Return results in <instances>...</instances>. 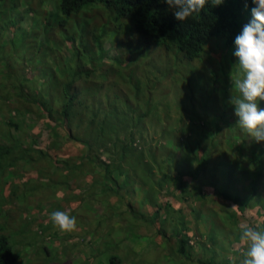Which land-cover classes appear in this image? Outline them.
<instances>
[{"label": "rangeland", "instance_id": "1", "mask_svg": "<svg viewBox=\"0 0 264 264\" xmlns=\"http://www.w3.org/2000/svg\"><path fill=\"white\" fill-rule=\"evenodd\" d=\"M30 2L31 0H0V59L14 58L15 56L23 59L42 54L47 48L42 46L41 39L44 40L45 37H49L51 40L60 38L57 30L60 25L58 22L64 21L66 29L75 28L77 21L74 16H63L56 9L49 12L50 15L46 17L47 24H43V27H47V29L53 28V32L45 31L41 26L34 25L37 22L36 16L42 19L41 14L34 12L26 14L27 11L11 10L15 4L20 6V9H25L26 4H30ZM39 2L46 3L44 16L48 10H54L55 8L54 0H39ZM95 14H97L96 11H93L88 16H93L96 20H91V22L94 21L96 25L101 24L99 30H102L103 24L98 21ZM78 21L79 23L83 22L81 17ZM74 30L76 37L80 40L79 31L81 29ZM108 35L105 43L101 45V50L95 48L94 54L89 56L90 63L94 64V69L103 78L107 79V81L103 78L99 79V83L105 86L109 83L106 91L112 93L118 91L124 94L125 81L134 91V81L139 79L141 80L140 87L145 89L148 94L151 93L153 89L158 87L159 82V79L157 81L152 80L151 69L159 65L160 61L150 59V65L148 66L150 70L145 71L138 68V62L131 64L130 67L118 68L116 67V61H111L112 66L110 67L114 69V74L110 76V67L104 68L102 63H105L106 59L112 57L117 51L118 37L115 36L114 44H112ZM65 43L66 41L61 39L57 42V45L62 48ZM50 52L49 56H52ZM62 52L65 55L68 54L65 48L62 49ZM74 52L82 53L78 47ZM34 53L37 54L33 55ZM154 56H156L155 53L151 57ZM91 57L95 58L94 63ZM141 57H136L133 62L141 59ZM148 58L149 56L145 57V59ZM6 63V61H3V64ZM27 63L29 64L27 67L22 65V70L26 71L27 78L31 79L36 75L35 72L39 71L41 73L42 70L47 69V77L42 79L40 83L51 85L59 80L62 84L65 82L63 78L53 79L58 74V69L64 66L57 59L43 58V60H40L37 58ZM194 64L198 63L194 62ZM142 65L144 66L145 62ZM49 74L50 76H48ZM183 74L184 71L181 72V75L176 72L175 78L170 77L168 81L162 84L163 87H167L164 91L158 92V97L163 104L151 102L147 105V112L150 115L148 121L152 127L154 123L165 124L168 120L164 127V134L156 135L153 128L149 131L146 127L147 122H144V127L141 126L143 139L136 137L138 152H144V156H148L150 151L154 152L155 160L151 165L125 167L124 179L117 180L118 186H120L119 188L116 186L117 192H112L101 183L95 184L101 182V180L107 181L109 179L108 177L102 178L103 169L101 168L97 179H91L93 188L90 186V180L87 182L86 178L79 176L75 170L67 169L66 167L74 165V162L64 160L62 155L64 153L69 154L74 149L73 144L68 145L72 140L64 139L66 142L64 141L63 145L68 146L61 149L60 153H58L59 148L46 149L47 142L43 141L44 137L41 139L35 138V141H32L33 134L26 133L35 121L34 112L29 107L26 108V112L24 108H16L12 99L6 100L8 103L0 99V108H4L2 111L0 110V238H6L8 246L18 255L17 264H96V261L94 263L91 260H84L83 253H78L79 249L83 250L85 248H94V253H97L99 257H103L99 259L98 264H132V261L134 264H176L175 262L179 257L175 253L173 254L172 245L169 246L168 238L177 233L175 239L178 243H182L181 239H186V237L195 238L198 242V235L201 234L203 226H200L199 232H188L189 236L183 232L184 228L190 230L196 228L189 223L190 219L195 225L197 223V221H194L195 219L207 223L203 219L215 218L217 220L210 228L212 233H218V235L225 233L219 223L223 219L218 209V207L221 208L222 202L216 196L213 203L214 197L210 189H205L204 192L207 193V197L203 203L198 200V192L186 194L184 196L185 200L181 198L179 193L174 195L169 203H167V199H164L165 194L171 192V190H166V184L162 181L169 182L173 180L169 178L184 180L187 175L180 173L178 170L172 172L170 167L192 169L193 165L187 159L194 160L196 158L195 150H190L191 157L183 150L171 151L167 155L173 156V154H176L178 155L177 160L172 165L165 163L166 157H168L165 154L170 150L165 145H170L172 142L181 139L186 129L183 117L189 122L197 121L196 127L198 130L207 129L210 121H213L216 124L218 136L223 138L221 142L227 146V149L228 143H233L230 139L224 138V136H229L226 134L229 129H226L223 134L221 133V127L226 118L222 116V107L215 104L214 101V97L219 94L221 87H214L209 93L206 91V85L201 86L198 80L200 86H190L187 81L184 82ZM117 83L118 89L114 87ZM199 87L201 89L197 90ZM35 89V86L30 85V91L33 92ZM205 92L208 94L206 95ZM202 96L210 99L209 103L207 102L208 104L205 103L206 105H204L214 107L215 114L199 119L203 114L200 113L201 108L195 106L198 105ZM168 101H171V103H168ZM13 107L16 110H13ZM17 109L22 110L20 114H17ZM171 113L177 114L183 121L174 122L179 117H170ZM230 119H233V117H230ZM8 121L9 123H7ZM11 123L19 127V131L10 127L9 124ZM171 134L174 135L169 140ZM51 138L50 134L49 139ZM57 140H59V136ZM182 144L183 148L187 145L185 142ZM189 144L191 147V142ZM212 147L214 148V146ZM227 149L217 147L213 153L206 150L201 157L204 160L208 159L207 161L210 162H216V157H218L220 161L227 156ZM231 149L235 151L236 148L232 147ZM121 158L123 159V157ZM102 160L108 162L106 156H103ZM250 171L258 177V173L254 169H250ZM121 172L120 170L115 171L113 168L110 177L115 180L116 177H120ZM87 173H90V170ZM151 173L153 176H151L150 181L146 179L148 185H145L144 177ZM187 176L190 179V175ZM198 178L191 183L192 190L205 182L206 174H200ZM257 183H259V189L264 188V176H261ZM150 184L151 189L154 190V192L151 191V197ZM216 185L219 186L218 181ZM175 192L180 191L174 189L171 193L175 194ZM246 192L245 197L247 196ZM175 197H178L179 201ZM150 198L151 208H148L149 204H146V202ZM141 202H145V206L151 213L147 211V214L139 217L135 208ZM117 204H122L130 209L124 212L125 220L131 228H128L126 232L121 228L120 220L114 216ZM257 206L259 207L258 212L263 213L264 206L261 203H258ZM209 208L215 209L217 216L214 211H209ZM56 210L68 212L76 217L77 228L74 232L62 233L53 227L49 215ZM195 211L199 214L198 217L195 216ZM142 212L145 213L144 210ZM202 214L204 215L200 216ZM246 215H248L247 212ZM137 219L145 220L149 226L141 224V228L137 227ZM236 220L232 224L234 229H237L235 226ZM173 222L176 224L174 225ZM262 223L263 226L260 230L264 231V219H262ZM206 231H209V228H206ZM72 239H74V243L63 246L66 241H73ZM178 243L174 249L178 248ZM195 253L200 255L197 250L190 251L189 255ZM231 257L232 254L230 253L229 258ZM239 259L235 257L234 261H239ZM183 264L195 263L185 261Z\"/></svg>", "mask_w": 264, "mask_h": 264}, {"label": "trees", "instance_id": "2", "mask_svg": "<svg viewBox=\"0 0 264 264\" xmlns=\"http://www.w3.org/2000/svg\"><path fill=\"white\" fill-rule=\"evenodd\" d=\"M54 1L56 11L59 10L63 16H74L75 19L82 18L84 23L78 24V27L81 28L80 34L86 33L94 45L88 47L86 50H90L89 56L94 54L95 48L101 50L104 35L109 31L108 37L112 44H114L115 36L118 37V53L117 56L113 57V60L123 66V68L129 64H133V60L136 57L148 56L150 53L148 46L157 44L164 47L166 52L171 54L166 57L167 59L175 63V66L177 64L181 66L182 71H184V76L189 77L187 82L190 86L206 85V91L211 93L215 85L227 84L229 69L227 67L228 64L227 66L224 64L226 63L227 53H229V46L236 36L234 32L238 27V17L242 0H225L222 5L215 7L211 5L209 0V4L205 6L201 14L195 15L194 18L185 23L177 21L172 12L168 10L167 4L159 3L158 0ZM45 4L39 2V0H31L30 4H28L29 7L26 10V14L34 12L42 14L43 17ZM12 9L21 11L20 6L16 4L12 6ZM93 11H96L97 14L95 16L103 24L102 30H99L101 24L93 26L94 23L91 20L95 18L93 16L89 18L88 16V12ZM47 15H50L49 12L45 14L43 20L37 18V22L34 25L43 27V24H47ZM64 23V21L58 22L60 27H62V30L59 32L60 38L56 41H51L49 37H45L44 40L41 39L42 46L47 48L46 51L40 55L23 58L18 70H10L3 66V62H0V67L3 68V71L0 73V99L5 102H7L6 100L12 99L16 108H24L26 112V108L29 107L34 112L36 116L35 121L30 126L31 129L29 128L26 131L27 134H33L32 141H35V138L41 139L44 137L43 141L47 142L46 149L49 150L52 147L61 150L68 145H74V149L69 154L64 153L62 155L64 160L74 162V165L66 167L67 169L71 168L75 170L79 176L85 177L87 182L90 180V186L93 188L91 179H97L101 168L103 169L102 178L108 177L109 179L107 181L101 180V182L95 184L98 185L101 183L107 186L112 192H117L116 186L118 188L120 187L118 186L117 180L119 181L124 177L125 167L147 164L144 156L139 154L136 148V137L138 139L142 138L141 126L143 125V120L148 116L147 111L144 114L137 112L140 109L138 107V98L139 96H143L140 92L142 91L140 87L141 80H135L134 91L129 96L118 91L116 93L106 91L107 88L93 83L94 80L90 79L95 69L93 68L91 71H87L84 68L87 63L86 51L85 53L72 51L69 53V56H63L61 54L60 58H57L64 66L58 69V74L53 79L63 78L65 79L63 84L61 80L55 81L51 85L40 83L39 81L47 77V69L42 70L41 73L39 71L35 72L37 75L31 79L27 78L26 71L24 69L22 70V65L27 67L29 66L27 62L37 58L40 60H43V58H51L52 56H49V51H54L56 48L60 50L57 42L61 39H66L68 31L74 30L73 28L66 29ZM43 29L47 30V27H43ZM69 37L70 39L78 40L76 35H70ZM209 46H214V53L219 54L220 59H222L223 64H217V69H208L205 64V62L210 63L212 60L208 54L210 50L208 49ZM35 54L37 53L33 55ZM212 56L215 59L213 52ZM160 62L163 63L164 61ZM194 62L198 64H194ZM199 64L200 66L197 68ZM160 69L155 68L151 72L155 77L153 81L158 80ZM19 83L22 85L20 86ZM39 83L40 85L38 86ZM30 85L35 86L37 90L30 91ZM200 89L201 87L197 88V90ZM207 92H205L206 95L208 94ZM150 95L151 102L159 104L153 90ZM89 97L98 99L96 107L95 104L91 106ZM147 97H149L148 93ZM209 101V98L202 96L199 103L205 106ZM215 103L219 104L220 102L215 101ZM136 104L137 109L135 107ZM15 107H13V110H16ZM3 109L0 108L1 111ZM17 111V114H20L22 110L17 109ZM136 112L138 113V122L134 128L133 118ZM225 122L227 123V121ZM11 124L12 128H16L19 131V127H16L14 123ZM192 132L193 134L196 133V136L191 140L196 151V158L194 160H188L186 158L193 165L189 173L190 179L186 175L184 180L173 178L169 182L166 181L164 183L166 184V190L170 189L172 192L175 189L180 192H175V194L167 192V197L164 199H167V203H169L174 198V195L178 193L184 199L186 194L198 192V200L203 203L207 197V193L204 191L205 189H210L213 197L218 196L222 202L221 214L234 217L232 216L233 212H226L225 210L226 208L229 209L228 205H232L233 201L236 203V209L239 213L249 210V204L241 205L239 198L234 196V178L224 163L221 161L210 162L207 161L208 159L204 160L201 155H198L203 136L197 127ZM50 134L52 140L49 139ZM58 136L59 140H57ZM64 139H70L72 141H69L70 143L68 145H63ZM182 150L191 157V149L188 144ZM103 156L108 158V162L102 160ZM149 158L150 161H153L151 155H149ZM175 161L171 159V164H175ZM112 167L115 171H122L120 177H116V181L110 177L113 171ZM219 169L220 177L217 179ZM89 170L90 173H87ZM205 170L206 172H204ZM263 173L264 170L258 173V177L255 176L256 180ZM200 174H206L205 182L202 181L201 186H197L192 190L190 180L197 179ZM150 176L151 174H147L144 180L151 179ZM217 181L219 182V186L216 185ZM254 185L255 181L249 187L253 195L257 193ZM149 187L151 197V184ZM175 198L179 201L178 197ZM146 204H149L148 208H151V198ZM146 204L145 202H141L140 205H137L135 208L137 216L145 215L142 210L147 214L148 208L145 206ZM134 205L136 204L134 203ZM126 210L130 209L122 204H117L114 210V216L120 220V226L124 232L130 228L124 216ZM258 211L256 217L258 216ZM148 212L151 213L150 210ZM235 214L237 215L236 212ZM262 216L264 219V213ZM203 220L205 221L206 219ZM213 223L209 227L208 224L201 222V226L203 227L201 228V234L198 235V242H196L195 238L191 239L186 237V239H181L182 243H178L175 239L177 233L168 238L169 246L172 245L171 249L173 254L175 253L179 257L175 262L176 264H183L185 261L195 264H243V261L233 262L228 257L229 252H234V254L235 251L236 253L238 252L239 245H232L233 250L229 247L223 248L220 245L222 239L224 242L231 237L232 232L224 230L225 233L222 235H218V233L214 234L210 229ZM141 224L143 226H149L145 220L137 219L136 226L141 228ZM173 224L175 225L176 223L173 222ZM261 226H263V223ZM206 228H209V231H206ZM193 231L199 232L196 228H192L191 230L184 228L183 232L189 236L188 232ZM177 243L178 248L174 249ZM225 249L226 252H223ZM193 250L199 251L200 255L197 253L189 255L190 251ZM17 258L18 255L8 246L7 239L4 237L0 238V264H17Z\"/></svg>", "mask_w": 264, "mask_h": 264}, {"label": "clouds", "instance_id": "3", "mask_svg": "<svg viewBox=\"0 0 264 264\" xmlns=\"http://www.w3.org/2000/svg\"><path fill=\"white\" fill-rule=\"evenodd\" d=\"M158 2L167 4L168 10L171 11L174 18L181 23H185L188 20L194 18L195 15L201 14L205 9V6L209 4V0H158ZM210 2L211 5L215 7L222 5L225 0H210ZM27 7H29L28 4L25 9L20 10L25 12L27 10ZM52 11H55V8L54 10H48L47 12ZM83 15L85 14L83 13ZM43 17L41 20H43ZM36 18H39V16H36ZM92 20L95 21L96 19ZM76 21V26L73 29H81L80 27H78V24L80 25L84 22L79 23L78 19H76ZM237 25L238 27L234 32L236 36L229 46V53H227L226 63L224 64L225 66H227L228 64V81L225 85H215V87H221V90L219 94L214 97V101L220 102L219 104H215L222 107V116H224L226 118L225 121H227V123L225 122L222 124L221 133L223 134L226 129H229V131L226 133L229 136H224V138L230 139L233 143H228L227 149V146H225L221 142L223 138L218 136L216 124L213 123V121H210L207 129H200L203 138L201 139L202 145L198 151V155L200 156L205 154L206 150H209V153H213L217 149V147L226 148L228 154L220 161L224 163V165L227 167L228 171L234 178V196H237L239 198L241 205L249 204V210H245L243 213H239L237 211L236 203L234 201L232 205H228L229 209H225L226 212H229V210L230 212H233L232 216L234 217H230L227 214H222L223 219L220 220L219 223L221 224L223 230L232 232V235L228 240L224 242L222 239V241L220 242L221 247H229L232 249V245H239L237 253L236 251L235 254L234 252H229V254H232V257L230 259L233 260V262L234 258L238 257L240 258L238 262L243 261V264H264V231L260 230L262 227V214L264 212L261 214L258 213V216L256 217L257 211L259 210L257 206L258 203H261L264 206V188H258L259 183H257L255 175L250 171V169H254L257 173H260L264 170V0H242ZM93 26H96V24L94 23ZM61 28L62 27H60V25L57 27L58 34L62 30ZM47 30H49V32H53V28H48ZM70 35H76L75 30L68 31L67 38L64 39L66 41L64 47L60 48V50H57L58 48H56L54 49V51H51V58H60L61 54H63V56H69V53L75 51L77 47L80 52L85 53L88 47L94 46L92 40L89 36L86 35V33L80 34V40L70 39ZM107 35L108 32L104 35V42L102 43V45L105 43ZM57 39L59 38H54L51 41H56ZM63 48L67 50V55L62 52ZM208 49H210L208 54L211 56L212 60L210 63L205 62V64L208 69H217V64H223L222 59H220L219 54L214 53V46H209ZM148 50L150 51L148 59H145V57H147L145 56L142 57L143 59L141 58L138 59L136 62H133V64L138 62V68L141 71H145L150 70V68L148 67L150 65V59H152V61H164L163 63L160 62L159 65L151 69L152 72L155 68H161L158 75V87L153 89V92L156 95L158 103L163 104L158 97V92L164 91L167 87H163L162 84L168 81L170 77L172 79L175 78L176 72L181 75V72L183 71L180 65L177 64L175 66V63H172L169 59L166 58L171 54L169 52H166L164 47L159 46L157 44H152V46H148ZM89 51H86L88 64L85 68L88 69L87 71H91V69L94 68V64L90 63L88 55ZM212 52L216 60L213 58ZM117 53L118 52L116 51L112 57H108L106 59V62L102 63V66L104 68H109L110 66H112V62H114L113 57L117 56ZM154 53L156 56L151 57ZM17 57L18 56H15L14 58L8 57L5 59H0V62L6 61L7 63L3 64V66L7 67L10 70H18L21 66L22 59ZM91 60L94 63L95 58L91 57ZM143 62H145L144 66L142 65ZM88 66H90V68H88ZM130 66L131 64H129L127 67ZM199 66L200 64L197 65V68ZM116 67L123 68V66L117 63ZM0 71L2 72L3 68L0 67ZM113 74L114 69L110 67V76H112ZM151 77L152 80L153 78H155L152 73ZM102 78V75H100L95 70L93 76L90 77L91 80H94L93 83L103 86L104 88H108L109 83H107V86L103 85L102 83H99V79ZM182 78H185V81H188L189 77H186L183 74ZM103 80L107 81L106 78H103ZM134 82L136 83V81ZM39 85L40 83L38 84V86ZM114 87L118 89V83ZM141 90L142 91L140 92L143 96H139L138 98V101L140 102V104L138 102V107H140V109L137 112L139 114H144L145 111H147V105L151 103V95L149 93V97H147L146 90L142 88ZM131 92L132 90L130 86L125 81L124 94H127V96H129ZM89 99L91 106L95 104L96 107L98 99L93 97H89ZM168 103H171V101H168ZM224 103H226L227 105H224ZM197 106L201 108L200 113L203 114V116L199 119H203L206 116H213L215 114L214 107H206L203 106L201 103H198V105H196L195 107ZM135 107L137 109V104ZM137 112L135 113L133 118L134 128L138 122ZM149 116L150 115L148 114V116L143 120L142 126L144 127V122H147L146 127L149 129V131L151 128H153L155 130L156 135H163L165 132L164 127L166 126L168 120L165 124L153 122L154 126L152 127L148 121ZM170 117L179 116L177 114L171 113ZM230 117H233V119H230ZM183 118L185 119L184 122L186 124V129L181 139L172 142L170 145L164 144L167 149H170L166 152V156H168V152L181 151L183 148V142L190 146L189 142H191L192 138L196 136V133L193 134L192 130L196 128L198 122H189L185 117ZM180 120H182V118L179 117L174 122ZM7 123H9V121ZM157 124L159 125L156 126ZM173 135L174 134H171L168 139L170 140ZM212 146H214V148ZM232 147L236 148L235 151L231 149ZM190 149L194 150V144L192 142ZM58 152H60V149L58 150ZM139 154H142L143 156L145 155L144 152H139ZM148 154L151 155V159L155 160L154 152L150 151ZM149 155L144 156V159L147 164L151 165L153 161H150ZM177 157L178 155L176 154H173V156L169 155L168 157H166L165 163L172 165L171 159L177 160ZM216 160L219 161V158L216 157ZM170 168L172 169V172H174V170H178L180 173H185L187 175H189L190 173L189 168ZM218 175H220V169L219 174H217L216 177L217 179L220 177ZM151 176H153L152 173ZM261 176H264V173ZM197 179H191L190 183L196 181ZM147 180L150 181L151 179ZM254 181V188L257 192L255 195H253L252 191L249 190L251 183H253ZM162 183H165V181H162ZM144 184L148 185L146 183V180H144ZM151 191L154 192L153 188L151 189ZM245 191H247L246 197L244 196ZM166 197L167 195L165 194L164 198ZM214 200L215 197L213 198V203ZM215 204L217 205L216 202ZM218 209L221 213V208L218 207ZM210 210L215 212V209L213 208H209V211ZM235 212L237 213V215L235 214ZM246 212L248 213V215H246ZM194 214L196 217L199 216L197 212ZM203 215L204 214L200 216ZM215 215L217 216L216 212ZM49 219L52 222L53 227L58 229L62 233H71L74 232L77 228L76 217L65 211H53L50 213ZM215 220L217 219H206V224H208L210 227L211 223H213ZM235 220V226L237 229H234V226L232 225ZM194 221H197V223H195V225H193L192 223V226H195L197 231H199L201 222L199 219H195ZM189 223H191V219L189 220ZM72 240L73 241H66L63 246H66L70 243H74V239ZM85 250H89V248H85L83 250L79 249L78 253H83V255H85ZM199 251L201 253L200 248ZM223 252H226V249ZM92 254L98 257L97 253L93 252Z\"/></svg>", "mask_w": 264, "mask_h": 264}, {"label": "crops", "instance_id": "4", "mask_svg": "<svg viewBox=\"0 0 264 264\" xmlns=\"http://www.w3.org/2000/svg\"><path fill=\"white\" fill-rule=\"evenodd\" d=\"M94 248H89V250H85L84 251V253H85V255H84V260H86V261H93L94 263H95V261H97L96 262V264H98L99 262V259H102L101 257H97L96 255H93L92 256V253L94 252ZM132 264H134V262L132 261Z\"/></svg>", "mask_w": 264, "mask_h": 264}]
</instances>
